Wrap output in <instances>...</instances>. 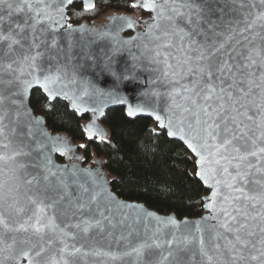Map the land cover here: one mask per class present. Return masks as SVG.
Instances as JSON below:
<instances>
[{
	"label": "snow or ice",
	"instance_id": "1",
	"mask_svg": "<svg viewBox=\"0 0 264 264\" xmlns=\"http://www.w3.org/2000/svg\"><path fill=\"white\" fill-rule=\"evenodd\" d=\"M103 2L105 23L74 26L93 0H0V264H264V0ZM128 83L143 90L126 116L192 154L197 218L121 199L113 183L138 181L90 151L116 145L89 102L123 104ZM34 94L89 114L86 142L49 135Z\"/></svg>",
	"mask_w": 264,
	"mask_h": 264
},
{
	"label": "trees",
	"instance_id": "2",
	"mask_svg": "<svg viewBox=\"0 0 264 264\" xmlns=\"http://www.w3.org/2000/svg\"><path fill=\"white\" fill-rule=\"evenodd\" d=\"M115 2V0H109ZM100 11L98 14H85V17L74 23L83 21L102 20L107 12L104 10L103 0H94ZM75 10H81V5H75ZM113 9H108L112 11ZM142 15H146L142 14ZM43 99L32 97V106L37 113L46 118L48 127L53 132L65 133L72 137L75 144L85 143L81 129L88 120L76 116L65 104L58 103L54 112H48ZM102 123L107 128V133L115 148L104 145L103 152L98 151V146L90 145V151L107 161L106 169L113 181L132 175L138 181L137 184L113 183V190L124 199L143 202L147 207L161 213L175 212L178 218L198 216V207H190L199 199L198 192L202 194L203 188L190 179L193 172V157L190 151L176 141H170L166 135L159 139H149L146 130L154 128L155 121L146 116L127 117L125 108L112 107L106 111ZM148 148V151H145ZM151 149H155L153 153ZM82 152V150H78ZM60 159H64L59 156ZM87 165V161H85ZM171 186L175 195H161L155 190L157 187ZM146 186V187H145ZM183 197V198H182Z\"/></svg>",
	"mask_w": 264,
	"mask_h": 264
},
{
	"label": "water",
	"instance_id": "3",
	"mask_svg": "<svg viewBox=\"0 0 264 264\" xmlns=\"http://www.w3.org/2000/svg\"><path fill=\"white\" fill-rule=\"evenodd\" d=\"M93 2H94V0H93ZM106 22V20H105V18L104 19H102V20H94V21H92V22H90V21H83V22H81V23H87L88 25H92L93 23H97V24H101V23H105ZM75 24L76 23H74V26H75ZM123 35H125V36H127V34L125 33V34H123ZM119 63L121 64V66H124V65H126L127 63H128V57H127V54L125 53V54H122L119 58ZM100 83H101V86L102 87H105V88H109V87H111V81H109V80H101L100 81ZM142 90H143V85H138V84H136V83H128V84H126L124 87H123V89L120 91V93H119V96H120V98L122 99V100H124V103L123 104H121V103H118L116 100H115V98H112V99H109V98H107V97H105V98H103V100L102 101H91V102H89V103H100V104H102L104 107H103V110H104V112H105V116H106V111L108 110V109H111L112 107H124L125 108V111H126V109H127V107L129 106V105H132V106H136L139 102H140V97H141V92H142ZM33 107V106H32ZM33 110H34V108H33ZM34 115H37V116H41L43 119H44V121H45V124H44V128H45V130L47 131V133L49 134V135H51V136H65V137H67L69 140H71V142H72V144H74V145H77V144H75L74 143V141H73V139H72V137H68L65 133H60V132H53L52 130H51V128L50 127H48V124H47V122H46V118H45V116H43L41 113H37V112H35V110H34ZM104 116V117H105ZM140 116H143V115H140ZM104 117H100V119L97 121V123L107 132V128H106V126H105V124H103L102 123V119L104 118ZM144 117V116H143ZM89 121L87 120L86 121V123H85V125L88 123ZM59 154L58 153H56V154H54V159L56 160V162L57 163H63L64 162V160H65V157H63L64 159H60L59 158ZM86 166V165H85ZM114 191V190H113ZM116 192V191H115ZM121 199H124V198H122L121 197ZM127 199V198H126ZM127 200H129L130 202H134V203H140V204H143L144 205V207L147 209V210H149V211H152V212H155V213H157L158 215H161V216H166V215H170V214H175V212H170L169 214H167V213H161V212H158V211H156V210H154V209H152V208H149V207H147L143 202H141V201H135V200H130V199H127ZM176 215V214H175ZM176 217H177V215H176ZM187 216H185V217H181V218H178L177 217V219H184V218H186ZM198 216H192V217H187V218H189V219H195V218H197Z\"/></svg>",
	"mask_w": 264,
	"mask_h": 264
}]
</instances>
